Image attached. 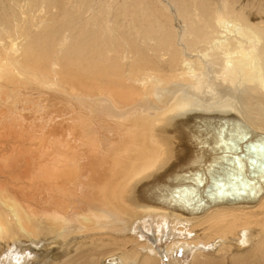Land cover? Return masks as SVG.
Here are the masks:
<instances>
[{
  "label": "bare ground",
  "instance_id": "obj_1",
  "mask_svg": "<svg viewBox=\"0 0 264 264\" xmlns=\"http://www.w3.org/2000/svg\"><path fill=\"white\" fill-rule=\"evenodd\" d=\"M245 133L264 0H0V264H264Z\"/></svg>",
  "mask_w": 264,
  "mask_h": 264
},
{
  "label": "water",
  "instance_id": "obj_2",
  "mask_svg": "<svg viewBox=\"0 0 264 264\" xmlns=\"http://www.w3.org/2000/svg\"><path fill=\"white\" fill-rule=\"evenodd\" d=\"M242 130H244L243 128H242ZM240 138H238V139H244V140H246L247 141V139L249 140V144L247 145V144H244V146H245V148H244V150H242L241 149V146H239V145H236V146H233L234 147V150L233 151H235V152H237V153H239V154H241L243 157L245 156V153H246V151L248 152V149H249V147L250 146H253V145H257V144H263L264 143V137H261V139H255V141H253V142H251L250 140H251V138L252 137H250V134L249 133H245V134H242V137H241V135L239 134L238 135ZM260 140V141H259ZM262 142V143H261ZM231 145H234L232 142H231ZM244 151V152H243ZM252 154V153H251ZM253 155V154H252ZM236 158H237V156H236ZM249 167H247L248 169L250 168V170H253L254 168L252 167V164H251V159H249ZM235 167L240 171V173H246L245 171H244V169L242 168V165L239 163V162H236L235 163ZM252 168V169H251ZM242 170V171H241ZM197 174H200L199 172L197 173ZM254 176H256V175H251V177H254ZM235 178H236V176H234ZM198 181H199V179H197ZM195 181V183H197L198 181ZM234 182H235V180H233ZM247 181H248V179H247ZM251 181V180H250ZM251 182H253V181H251ZM255 182V181H254ZM253 182V183H254ZM200 183V182H199ZM198 184V183H197ZM201 184V183H200ZM218 184L220 185L219 186V189H217L216 191L217 192H214V194H215V196H224V197H227V194L229 193V194H231L230 192H228L227 190H225V187H229V186H231V187H234L233 186V184H231L230 182L229 183H227V185H223V183L222 182H218ZM193 189V188H192ZM239 196V198L240 199H237V200H243V199H251V197H252V195H250V194H247V193H242L241 195H238ZM229 197V196H228ZM212 198H214V196H212ZM198 199H200L199 197H197L196 198V201H198ZM230 199H232L231 197H230ZM231 202H233V201H231Z\"/></svg>",
  "mask_w": 264,
  "mask_h": 264
},
{
  "label": "snow or ice",
  "instance_id": "obj_3",
  "mask_svg": "<svg viewBox=\"0 0 264 264\" xmlns=\"http://www.w3.org/2000/svg\"><path fill=\"white\" fill-rule=\"evenodd\" d=\"M248 151L253 154L250 157L252 167L256 169L253 175L259 174L264 179V144L250 146Z\"/></svg>",
  "mask_w": 264,
  "mask_h": 264
},
{
  "label": "rangeland",
  "instance_id": "obj_4",
  "mask_svg": "<svg viewBox=\"0 0 264 264\" xmlns=\"http://www.w3.org/2000/svg\"><path fill=\"white\" fill-rule=\"evenodd\" d=\"M13 253H14V252L11 253L9 259L12 260L14 264H18V263L16 262V258H19V255H18L17 253H15L14 255H12ZM180 253H181V252H178L177 255H178L179 257L183 258V257H184L183 253H181V254H180ZM181 255H182V256H181ZM11 256H12V257H11ZM188 259H189V258H187L186 260H188ZM168 263H170L169 259H167V264H168Z\"/></svg>",
  "mask_w": 264,
  "mask_h": 264
}]
</instances>
